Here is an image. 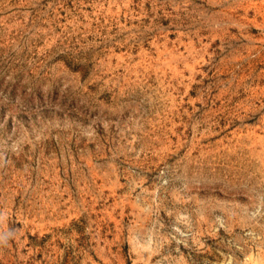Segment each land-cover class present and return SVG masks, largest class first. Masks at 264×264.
I'll return each mask as SVG.
<instances>
[{
	"label": "rangeland",
	"instance_id": "rangeland-1",
	"mask_svg": "<svg viewBox=\"0 0 264 264\" xmlns=\"http://www.w3.org/2000/svg\"><path fill=\"white\" fill-rule=\"evenodd\" d=\"M0 264H264V0H0Z\"/></svg>",
	"mask_w": 264,
	"mask_h": 264
}]
</instances>
